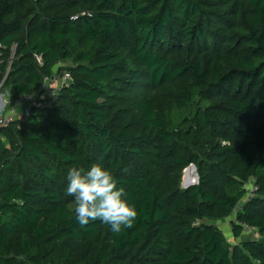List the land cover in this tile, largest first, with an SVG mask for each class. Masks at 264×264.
I'll return each instance as SVG.
<instances>
[{"label": "trees", "instance_id": "trees-1", "mask_svg": "<svg viewBox=\"0 0 264 264\" xmlns=\"http://www.w3.org/2000/svg\"><path fill=\"white\" fill-rule=\"evenodd\" d=\"M64 70L0 126V264H264V0H0L9 103ZM93 164L131 229L76 221L66 175Z\"/></svg>", "mask_w": 264, "mask_h": 264}, {"label": "clouds", "instance_id": "clouds-1", "mask_svg": "<svg viewBox=\"0 0 264 264\" xmlns=\"http://www.w3.org/2000/svg\"><path fill=\"white\" fill-rule=\"evenodd\" d=\"M66 181L65 192L74 200L75 219L81 226L99 221L109 225L115 234L133 227L137 209L108 169L100 164H93L87 170L72 167Z\"/></svg>", "mask_w": 264, "mask_h": 264}, {"label": "built area", "instance_id": "built-area-1", "mask_svg": "<svg viewBox=\"0 0 264 264\" xmlns=\"http://www.w3.org/2000/svg\"><path fill=\"white\" fill-rule=\"evenodd\" d=\"M36 58L42 63L41 55L36 54ZM72 79L70 72L67 70L62 71L55 76L47 77L40 89V92L43 95L37 92L32 95H24L14 103H9L7 94L0 92L3 103V106L0 109V126H6L15 119H26L33 106L48 104L49 98L54 97L57 91L63 86L69 85Z\"/></svg>", "mask_w": 264, "mask_h": 264}, {"label": "rangeland", "instance_id": "rangeland-1", "mask_svg": "<svg viewBox=\"0 0 264 264\" xmlns=\"http://www.w3.org/2000/svg\"><path fill=\"white\" fill-rule=\"evenodd\" d=\"M1 93H4V92L1 91ZM0 98H2L1 95H0ZM188 168H190L191 170H193V172H195V174H196V170L194 169L193 166H189ZM185 171H186V169L184 170V173H185ZM184 173H183V179H182V186L184 188H186L187 185L185 184ZM196 175H195V179H193V182L197 179ZM214 223L217 224L221 228V230L225 233V235L227 236L228 240L231 243H236L237 241H239V239H236L234 237L230 217L229 218H226L224 220L215 221ZM257 236H259L257 230L254 229V228H250V227H246V229H245V231L243 233V238H255Z\"/></svg>", "mask_w": 264, "mask_h": 264}, {"label": "bare ground", "instance_id": "bare-ground-1", "mask_svg": "<svg viewBox=\"0 0 264 264\" xmlns=\"http://www.w3.org/2000/svg\"><path fill=\"white\" fill-rule=\"evenodd\" d=\"M188 169V168H187ZM186 169V170H187ZM195 169V168H194ZM196 170V169H195ZM195 172H193V170L191 171V170H187L186 172H185V180H186V185H189L190 183H193V179H195ZM196 177H197V175H196ZM197 181V179L194 181V182H196Z\"/></svg>", "mask_w": 264, "mask_h": 264}, {"label": "water", "instance_id": "water-1", "mask_svg": "<svg viewBox=\"0 0 264 264\" xmlns=\"http://www.w3.org/2000/svg\"><path fill=\"white\" fill-rule=\"evenodd\" d=\"M191 166H193V167L196 169V166H195V165H191ZM196 174H197V181H196V182H193V183H190V184L187 185V186H191V185H194V184H197V183H198V178H199V176H198L197 171H196Z\"/></svg>", "mask_w": 264, "mask_h": 264}, {"label": "crops", "instance_id": "crops-1", "mask_svg": "<svg viewBox=\"0 0 264 264\" xmlns=\"http://www.w3.org/2000/svg\"><path fill=\"white\" fill-rule=\"evenodd\" d=\"M3 106L2 99L0 98V109Z\"/></svg>", "mask_w": 264, "mask_h": 264}]
</instances>
